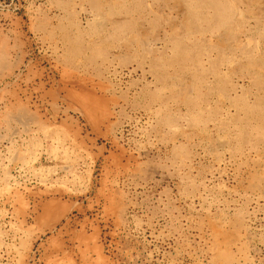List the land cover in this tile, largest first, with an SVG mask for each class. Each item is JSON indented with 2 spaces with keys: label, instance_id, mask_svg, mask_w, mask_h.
Segmentation results:
<instances>
[{
  "label": "rangeland",
  "instance_id": "rangeland-1",
  "mask_svg": "<svg viewBox=\"0 0 264 264\" xmlns=\"http://www.w3.org/2000/svg\"><path fill=\"white\" fill-rule=\"evenodd\" d=\"M0 264H264V0H0Z\"/></svg>",
  "mask_w": 264,
  "mask_h": 264
},
{
  "label": "crops",
  "instance_id": "crops-1",
  "mask_svg": "<svg viewBox=\"0 0 264 264\" xmlns=\"http://www.w3.org/2000/svg\"><path fill=\"white\" fill-rule=\"evenodd\" d=\"M97 9H98V8H96V7L94 8V10H97Z\"/></svg>",
  "mask_w": 264,
  "mask_h": 264
}]
</instances>
